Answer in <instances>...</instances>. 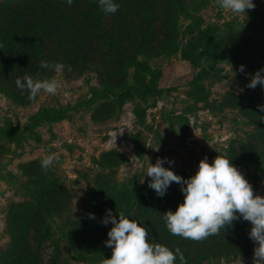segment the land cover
Listing matches in <instances>:
<instances>
[{
    "label": "rangeland",
    "instance_id": "rangeland-1",
    "mask_svg": "<svg viewBox=\"0 0 264 264\" xmlns=\"http://www.w3.org/2000/svg\"><path fill=\"white\" fill-rule=\"evenodd\" d=\"M253 3L254 9L240 15L224 12L215 0L180 13L176 49L132 58L121 78L116 61L107 59L106 72L95 68L75 76L64 70L52 72L47 78L58 80L57 94H42L31 104L0 91V258L12 242L11 207L25 200L38 206L60 205L61 215L49 216L58 231L94 204L114 211L115 201L121 200L153 214L175 210L171 201L183 195L181 186L173 182L161 197L148 186L150 178H143L149 162L154 164L158 157L167 158L164 167L189 178L201 159L211 163L218 154L225 156L245 175L254 194L264 196V156H258L264 149V111L255 105L252 110L261 115L253 116L251 109L226 103L230 96L260 94L259 105H264V88L246 87L264 68V0ZM166 14L164 10L165 18ZM154 16L164 18L157 10ZM231 33L244 34L260 48L247 52L246 42L227 41ZM208 36L214 41L205 39ZM210 40L225 41L226 49L219 59L207 62ZM124 119L127 130L111 146L110 134ZM125 141L135 145L134 160L123 147ZM50 151L58 159L45 174L41 160ZM233 223L239 230L245 226L243 232L233 233L228 226L216 236L244 239L250 222ZM15 229L27 237L32 225L19 218ZM62 245L67 264H102L84 259V252L69 241ZM242 246L245 249L237 256L211 264H253L254 242L248 236Z\"/></svg>",
    "mask_w": 264,
    "mask_h": 264
},
{
    "label": "trees",
    "instance_id": "trees-1",
    "mask_svg": "<svg viewBox=\"0 0 264 264\" xmlns=\"http://www.w3.org/2000/svg\"><path fill=\"white\" fill-rule=\"evenodd\" d=\"M161 2L157 4L156 2ZM208 0H115L120 5L115 14L100 11L97 0H6L0 2V91L8 93L21 104H31L27 93L16 87L17 78L26 74L33 78H47L52 72L40 67V62L62 63L69 76H75L85 69L95 68L102 72L109 70L107 59H114L120 78L131 64V59L140 54H160L174 51L178 37L180 13L201 8ZM167 12L164 16V10ZM156 10L164 16L155 18ZM77 37V38H76ZM205 39H211L208 36ZM206 44L208 61L219 59L225 51V41ZM244 34L231 33L229 42L244 41L247 52L260 48L256 42L246 41ZM264 53V48L261 49ZM118 57V59H117ZM104 61V63L102 62ZM260 94L230 96L227 105L244 110L249 115L260 117L252 109L260 104ZM258 156H264V149ZM34 194L37 190L34 187ZM50 196L57 198L53 192ZM184 195L171 201L176 210ZM115 201L113 215L124 211L126 217L135 220L148 230V241L160 243L175 252L178 247L184 253L187 264H211L222 258L237 256L245 249V238H231L229 235L210 236L195 242L173 236L166 228L164 214ZM118 202V203H117ZM48 203V202H47ZM51 204V202H49ZM91 211H84L80 217L64 222L58 231L49 216L62 213L61 206L36 205L32 200L14 204L9 215V229L12 242L2 251L0 264H67L63 258V242L69 241L76 250L83 251V258L91 261L110 258L112 249L105 245L112 224L102 223L109 208L94 204ZM168 210H171L170 208ZM166 210V211H168ZM172 210V211H175ZM165 211V212H166ZM89 213L96 219H89ZM158 213V214H157ZM22 218L32 225L27 237L18 235L15 225ZM246 225V222L245 224ZM233 233L244 229L230 225ZM236 236V233L234 234ZM234 239V241H231ZM86 259V260H87ZM175 264H179V258Z\"/></svg>",
    "mask_w": 264,
    "mask_h": 264
},
{
    "label": "clouds",
    "instance_id": "clouds-1",
    "mask_svg": "<svg viewBox=\"0 0 264 264\" xmlns=\"http://www.w3.org/2000/svg\"><path fill=\"white\" fill-rule=\"evenodd\" d=\"M72 2L73 0H67L69 5ZM215 3L221 10L233 15L246 14V10L256 7L253 0H215ZM97 5L104 14H115L120 8L115 0H97ZM40 67L56 74L64 70L62 63L43 60ZM239 71L244 72L243 65L239 67ZM15 84L18 89L27 93L29 101H35L42 94L56 95L59 89V82L55 77L33 78L26 74L22 79L17 78ZM257 85L264 88V68L251 76L246 87L255 89ZM258 107L264 111V105ZM123 130L124 128L120 132ZM116 135L117 133L115 139ZM57 159V154L50 151L41 160V170L47 174ZM166 159L158 157L154 164L149 162L143 178L145 175L150 178L148 186L161 197L173 182L181 186L183 202L178 204L175 211L168 210L163 216L169 233L199 242L218 235L222 229L226 230L234 221L242 219L251 224L248 235L255 244L253 264H264V196L254 194L250 182L231 160L218 154L209 163L205 157L200 160L194 175L183 178L171 168L164 167ZM167 162L174 163L172 160ZM140 181L144 182L143 179ZM88 215L89 219H96L94 214ZM102 223L112 224L105 241V245L112 249V255L105 258L102 264H175L177 257L179 264H187L180 248L177 247L173 252L166 245L150 243L148 230L139 222L126 217L124 211L118 213L117 219L108 210Z\"/></svg>",
    "mask_w": 264,
    "mask_h": 264
},
{
    "label": "built area",
    "instance_id": "built-area-1",
    "mask_svg": "<svg viewBox=\"0 0 264 264\" xmlns=\"http://www.w3.org/2000/svg\"><path fill=\"white\" fill-rule=\"evenodd\" d=\"M126 122H127V119H124L123 121H122V124L120 125V126H118L111 134H110V145L111 146H113L114 144H118L117 142H118V138L120 137H122L123 136V134L125 133V131L127 130V126H125V124H126ZM124 128V130H123V132L121 133L120 132V130H122ZM115 133H117V135H116V139H115ZM123 147L125 148V150H126V152H127V155L129 156L130 155V159L131 160H134L135 159V156H136V152L134 151V148H135V145H134V143H132V142H130V141H125L124 142V145H123ZM132 157H134L133 159H132Z\"/></svg>",
    "mask_w": 264,
    "mask_h": 264
}]
</instances>
